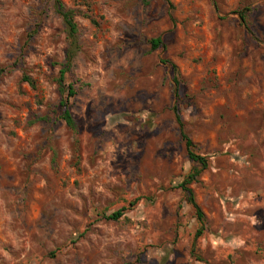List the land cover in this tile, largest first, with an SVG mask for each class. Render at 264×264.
<instances>
[{
	"label": "rangeland",
	"instance_id": "1",
	"mask_svg": "<svg viewBox=\"0 0 264 264\" xmlns=\"http://www.w3.org/2000/svg\"><path fill=\"white\" fill-rule=\"evenodd\" d=\"M59 1L75 130L55 0H0V264H264V0Z\"/></svg>",
	"mask_w": 264,
	"mask_h": 264
},
{
	"label": "trees",
	"instance_id": "2",
	"mask_svg": "<svg viewBox=\"0 0 264 264\" xmlns=\"http://www.w3.org/2000/svg\"><path fill=\"white\" fill-rule=\"evenodd\" d=\"M54 12L59 16L62 21L64 28L65 38L68 44L67 50L65 52L64 61L60 64V69L58 72V77L56 79V84L58 86V92L60 100L58 102V108L60 112V118L64 121L66 126L72 130L76 129V125L73 116L70 111V99L76 95L74 90V85L72 83L66 82V76L71 71L74 63V59L79 52V41H78V28L75 23V11L66 9L65 6L59 1L54 2ZM247 12L250 10L246 9L240 14V21L245 23L247 18ZM151 50L155 51L162 46V40L159 37L152 38L150 41ZM164 64H167L170 68L172 74V80L175 85L178 84V69L177 66L170 60H164ZM6 71L5 68H0V76ZM25 81L28 79L25 78ZM173 113L175 115L176 122L179 126L181 140L185 145L188 159L195 164V167L186 175L184 180L177 186L185 196V200L193 208L195 212L196 219L201 225L196 233V237H199L203 232V225L205 223V217L195 201L194 193L190 188L192 183L197 182L201 174L207 170L209 161L207 157L198 155L194 151V145L188 135L183 131V126L181 122V117L177 108H173ZM125 209L118 210L109 215L106 219L110 221H118L124 215Z\"/></svg>",
	"mask_w": 264,
	"mask_h": 264
}]
</instances>
